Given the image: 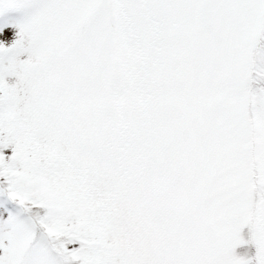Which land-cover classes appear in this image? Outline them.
<instances>
[{"label":"snow or ice","instance_id":"1","mask_svg":"<svg viewBox=\"0 0 264 264\" xmlns=\"http://www.w3.org/2000/svg\"><path fill=\"white\" fill-rule=\"evenodd\" d=\"M0 264H264V0H0Z\"/></svg>","mask_w":264,"mask_h":264}]
</instances>
